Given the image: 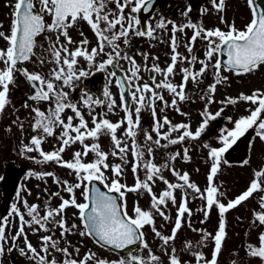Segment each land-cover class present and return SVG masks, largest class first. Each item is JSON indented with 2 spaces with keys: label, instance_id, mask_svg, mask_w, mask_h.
<instances>
[{
  "label": "snow or ice",
  "instance_id": "snow-or-ice-1",
  "mask_svg": "<svg viewBox=\"0 0 264 264\" xmlns=\"http://www.w3.org/2000/svg\"><path fill=\"white\" fill-rule=\"evenodd\" d=\"M246 3L252 16L250 22L243 29H237L234 23L228 24L227 31L219 28L205 29L202 24L191 21L189 18V13L192 11L191 5H188L186 10L181 13L187 22L177 23L161 17L153 26L142 15L151 13L154 7L153 0H15L13 5H6L12 8V13L9 32L6 34L4 31H0V39L6 44L4 48H0V64L3 65L0 68V113H3L10 103L8 99L10 85L14 86L15 73L19 72L33 89L23 107L30 110L32 114L31 129L33 133H36L31 137L29 144L21 148V152L38 153L41 159L35 160L37 164L54 163L70 170V174L75 175L76 182L61 181L52 171L39 173L30 171L28 176H34L38 180L52 177L53 182L60 185L62 190L69 194V198L65 199L61 196L60 191L50 193V198L58 197L61 203L55 208L49 204L44 215H40L38 205H29L27 200L21 197V191H25V189L18 190L17 201L22 205L24 211H21V207H18L17 203H13L8 214L0 217V257L5 254L6 250L9 253L17 250L20 256L27 257L33 264H58L55 257L49 259L52 256L50 250H54L62 253L65 257L62 264H163L162 257L154 254L149 243L144 239L143 229L145 226H150L155 237L162 242L161 253L168 255V264H182L176 255L175 247H171L170 252L168 249L170 242L175 241L178 232L185 225L191 228L190 219H186V214L188 218L193 215L192 210L188 207V190H191L205 202L202 208L197 209L204 216V219L200 221L201 224L208 219L213 207L217 209L219 216L218 230L214 235L206 230L192 229L201 234L197 248L202 249L208 244L213 246L210 259H207L203 251L199 250L193 252L194 259L196 264H218V257L222 252L223 242L226 238V213L249 200L254 193L264 192V186L259 180L260 177H264V170L256 171L254 173L256 178L250 182L249 187L227 204L222 203L219 199L224 196V193L214 185V177L217 175L224 153L228 152L250 129H253L256 136L264 141V92L257 90L251 95L241 93L237 98L226 97L220 101L225 106L243 101L255 107L247 109L250 113L247 116H242L234 121L232 117L227 118L233 127L222 129L219 137L221 147L210 148L209 157L212 163L207 176L208 186L204 192L196 184L190 182L187 173L181 174L174 168H169L168 163L157 166L151 157L154 146L167 148L168 145L180 144L189 139L197 140L205 132L209 122L221 116L224 107L212 114L206 106L200 113L202 122L194 132L190 130L187 123L173 125L167 116L159 118L156 109L157 102H159L163 105L160 107L161 112L165 108H174L181 115H186L177 106V100L184 101L186 99L184 86L181 84L178 91L177 86L169 79L175 74L178 63L187 62L194 66L198 62L201 65L198 71H193L191 67L181 68L184 81L195 80L203 76L211 67L215 82L209 86L207 104L215 102L212 97L217 85L228 81V76L222 73L244 75L264 66V0H246ZM211 4L213 10L218 13L223 11L224 0H219V3L217 0H211ZM208 11L207 8H201L202 15ZM48 18H50V22H48ZM80 22H85L97 38L96 46L90 50L86 47L89 44L86 38L82 39L74 50H70L68 47L75 43L69 36V29ZM221 23H227L222 16ZM168 25H171V63L165 69H161L158 64L148 67L149 55L136 53L143 58L146 71L160 74L163 79L156 82V76L153 75L149 77L152 81L151 84L148 82L136 83L141 79L139 75L141 67L134 56L125 51V48L129 46L133 36L157 39V30L167 29ZM185 29L192 30L193 33L184 44L190 58L177 51L180 45L176 34L179 32L186 35ZM46 33L54 34L55 39L52 40L51 36H46L49 45L43 49V52L47 55H38L35 51L38 47L37 37ZM80 35L83 36V32ZM197 40L205 42L206 45L205 58L201 60L192 54ZM220 55H226L227 59L221 60ZM101 56L106 58L97 62V58ZM152 59L158 60V57H152ZM30 61L39 63L41 66L45 64L54 66L47 74L29 72L26 68L19 66ZM81 61L87 64V69L77 67ZM121 61H126L130 67L123 75H118ZM109 67L112 68V71L108 72V83H112L111 78L115 77V84L120 90V105L116 104L107 87L103 91L104 99H93L87 94L82 95L79 102L69 99V92L65 89L72 88L74 81L89 76L92 69L97 72H105ZM158 90H167L173 97L171 101H166L162 91ZM125 93L128 95L126 96ZM28 101L37 104L48 102L49 107L47 111H43L39 107H33ZM78 104L89 109L91 126ZM94 106H106L109 113L113 112L114 108L120 107L124 116L117 122H111L109 119L103 118L102 115L98 119L97 115H92ZM67 110H70L74 115L67 116L65 121L63 114ZM142 110L150 112L153 125L151 132L145 130L144 141L140 144L136 137ZM74 120L78 122L74 123ZM13 124L23 131L22 122L14 120ZM125 125L124 139L118 138L117 131ZM165 126H167V131H162ZM57 128L61 129L57 136L59 146L46 153L42 150V143L45 138L55 136ZM151 133H155V139ZM172 133H179V135L172 138ZM101 136L110 138L112 144L110 152L101 149L98 143ZM87 140L93 142L88 144ZM129 140L131 145L128 143ZM162 140L167 143L161 144ZM77 143L82 146V151H75L71 160H64L63 153L66 149ZM203 147L209 148V145L204 144ZM129 151L133 157L131 171L135 178V183L131 187L121 183L124 173L122 165L129 163L127 158ZM89 153L93 154L94 159L91 162H84L83 158L87 157ZM109 156L118 158L122 163L109 165ZM180 156L181 153L177 152L168 159L175 161ZM182 159L185 161L189 159L187 148L183 151ZM165 168H168L172 176L179 182L172 183L165 179L162 175ZM109 169L112 173L110 177L105 174ZM141 172L143 173L142 177ZM157 180L162 181L166 186L159 196L152 190V186ZM97 184L102 185L106 191H101ZM76 190H80L83 202H78ZM177 190L183 193L179 202L175 196ZM145 192L151 198L149 210H144L137 204L133 208V215H129L126 204L127 194H143ZM193 198L195 199L196 196ZM169 203L176 206V218L171 234L163 235L155 226L154 214L169 221L170 217L164 211ZM70 207L77 210L73 216L80 221L79 225L76 223L68 225L65 210ZM260 207L264 209V196L260 197ZM25 216L29 219H26ZM11 217L18 218L19 226L15 228L14 234L9 236L6 229L13 227ZM252 226H264V211L254 212ZM26 228H29L33 234L40 231L52 234L40 237L38 251L28 240ZM55 228L60 229V238L64 239L68 246L71 244L66 240V236L78 233L81 237L96 238L100 247L109 246L112 250L129 249V251L125 258L109 261L97 257V254L91 251L86 252L83 257H79V248L77 247L74 248L77 258H72L68 247H60V240L54 239ZM21 238L23 247L17 243ZM258 240V246L251 243L245 244L244 251L246 256L259 258L264 264V232L260 233ZM185 244L186 247L182 249L183 251L192 250V244L188 242ZM131 246H135V249H131ZM135 250H147V255L134 254ZM231 264H237V261H232Z\"/></svg>",
  "mask_w": 264,
  "mask_h": 264
},
{
  "label": "flooded vegetation",
  "instance_id": "flooded-vegetation-1",
  "mask_svg": "<svg viewBox=\"0 0 264 264\" xmlns=\"http://www.w3.org/2000/svg\"><path fill=\"white\" fill-rule=\"evenodd\" d=\"M13 3H15V0H13ZM217 3H219V0H217ZM188 5H191L192 11L189 13V18L191 21L202 24L203 28L205 29H216L219 28L223 31H227L228 24H235V27L237 29H243L246 24H248L252 18L250 9L246 3V0H224V8L222 12H217L213 10L211 0H158L156 5L152 9L151 15L147 18V20L154 26L155 23L161 18L164 17L168 20L176 21L177 23H184L187 22L185 18L181 16V13L186 10V7ZM207 8L209 11L201 14V8ZM127 11V10H126ZM221 16L227 23H221ZM50 21V18H48V22ZM83 32V36L80 35V33ZM185 34L177 33V38L179 41V47L177 51L181 53L183 56L189 57L190 54L187 52L186 48L184 47V44L187 43L188 39L192 36V30L185 29ZM45 37L48 36V33L44 34ZM52 40L55 39V36L53 34H50ZM69 36L71 39L75 42L73 45H68L70 50H73L76 46L79 45V42L82 39H87L89 41V44L86 46L89 50L96 46L97 44V38L95 37L94 33L90 30V27L85 22H80L78 25L74 26L72 29H69ZM63 41V37L61 38ZM170 40H171V25H168L167 29L164 30H157V39H149L147 37H135L133 36L130 40L129 46L125 48V51L128 52V54L131 55V50L138 49L139 51H142L143 53H147L149 55L148 60V67H151L153 64H158L161 69H165L170 63V55H171V48H170ZM46 46L48 47V39L46 41ZM206 50L205 42L197 40V42L194 45L193 53L198 60L204 59V52ZM152 57H158V60H153ZM106 57H98L97 62H99L102 59H105ZM128 64L126 61H121L122 63ZM214 62V61H213ZM183 67H191L193 71H198L201 65L197 62L194 66L187 64V62L184 63H178L177 67L175 69V74L171 76L170 82H172L174 85H181L183 80V73L180 71ZM95 70V69H94ZM108 70L105 71V85L108 88ZM223 75L228 76V81L226 83H222L217 85L216 91L214 96L212 97L215 101L214 103L207 104V99L209 96V86H211L214 81L213 76V70L211 67L209 70L201 77H198L195 80L189 79L191 83V90L190 94L188 95L190 100L196 101L200 100V102L197 104V108H200L202 110H198L196 117H199V122H202V117L200 113L205 109L207 106V109L212 114H215L216 111H218L221 107H224V112L221 114L220 117H218L214 121H210L208 127L206 128L205 132L199 137L197 140H186L183 143L175 144V145H168L167 148H169V151H172L174 153H181L183 156V151L185 148L188 149V154L195 156L196 154H199L203 158H210L209 157V151L210 148H214L213 143L217 142L220 143L219 137L221 135L222 129L228 128L231 129L233 127V124L228 121V117H232L233 121L244 116V107L245 102L240 101L235 105H228L225 106L220 103V101H223L226 97L230 98H237L241 93L243 94H252L254 91L261 90L260 84L256 81L255 76H253V73L250 74H244V75H236L234 73H222ZM156 80H162L163 77L160 74L155 73ZM113 80L115 81L114 77ZM74 86V83H73ZM66 91L69 92V90H72L69 92V99L73 102H79L82 95L87 94L88 96H92L93 99H96V96L92 92H78L77 88H66ZM162 91V94L164 95L165 100H167L168 92L167 90H158ZM264 92V89L261 90ZM23 96L26 97V94ZM26 102V99L18 100L17 108H16V120L18 122H22L24 127L23 131L20 130V128H17V131L19 133L18 139L19 142H24L26 145L29 144V141L35 133H33L31 129V116L30 110L28 108H24L23 105ZM29 104L32 106H36L35 102L28 101ZM46 106L48 107V102H44ZM157 109L158 117L162 119L164 115H160L158 112L160 111V107L163 105L159 102ZM78 106L81 108V111L83 112L85 119L91 123V117L88 115L89 109L85 108L82 104H78ZM95 108L92 112V115H95ZM103 110H107L106 106H102ZM48 109V108H47ZM46 109V111H47ZM169 112L171 110H168ZM165 112V110L163 111ZM74 115L70 110H67L63 114V118L65 121L67 120V116ZM145 117V126L144 130L141 132V138L142 143L144 141V135L145 130L151 132L152 125H153V118L149 111L144 110ZM99 119V118H98ZM74 123H77L78 121L74 120ZM197 124H190V130L195 131V128ZM195 127V128H194ZM61 129L57 128L55 129L56 135L53 137H47L46 139V145L48 148V142H55L59 145V142L57 140V136L59 135ZM162 131H167V126ZM155 137V133H151ZM179 133H172V138H175ZM167 141L162 140L161 144H165ZM237 143V142H236ZM204 144H208L209 148L203 147ZM167 148H157L154 146V149H160L165 150ZM244 150V147L240 144L236 146L234 144L231 149H229L228 152L224 153L223 158L224 159H231V160H237L241 159V154ZM251 145L248 147V154L245 159V161H248L251 155ZM180 157H177V160ZM22 160V159H21ZM24 162V160H22ZM245 161L243 163H245ZM26 162H24L25 164ZM222 191V189L220 190ZM192 193V191H191Z\"/></svg>",
  "mask_w": 264,
  "mask_h": 264
},
{
  "label": "rangeland",
  "instance_id": "rangeland-1",
  "mask_svg": "<svg viewBox=\"0 0 264 264\" xmlns=\"http://www.w3.org/2000/svg\"><path fill=\"white\" fill-rule=\"evenodd\" d=\"M9 19H10L9 18V11L7 9V6L5 5V1L0 0V25H2V27H0V31H4L5 33H7L9 31V25H10ZM44 44H45V38L40 39V41H38V48L35 49V51L37 52L38 55H40V54L45 55V53L43 52V49H45ZM5 46H6V44L4 43V41L2 39H0V48H4ZM132 54H133V56H135L137 63L141 67V71L139 73L141 79L139 81H136V83L142 84V83H144L143 77L145 74V70L141 66V63H143V58L140 55H137L134 50H133ZM34 60H35V58H34ZM2 67H3V65L0 64V68H2ZM47 67H48V72H49L51 67H53V65L52 64H45V65L41 66L39 63L31 62L25 66V68L29 72H39L42 74L47 73ZM77 67L87 69V66L85 63L78 64ZM128 68L129 67H127L125 70L127 71ZM253 76L256 77L257 75L255 73H253ZM15 79L17 80V84L16 85L14 84V86L10 85V91H9V96H8L10 103L6 107V109L3 111L2 122L0 123V174L1 175L6 168L5 167L6 162L8 160H10L11 162L14 161V151L16 149V147L14 146V136H15L14 135V128L11 130H8L6 127H13V124L11 123V119L13 118V115H14L15 104L18 101V98L20 96L19 94H23L28 90L24 76H22L19 72H17V73H15ZM16 80H15V83H16ZM110 92H111V90H110ZM13 98H15V99L12 101ZM199 102H200V100H196V101H193V100L187 101L186 100V101H183L182 107L184 110L189 109L190 107H191V109H194L197 107V104ZM117 117L118 116L113 117L112 120H115ZM105 151H109V150L106 149ZM254 151H256V149ZM74 152H75L74 150H69V158L70 159H71ZM258 153H260V160H259L258 164L256 163V152H255L251 156L250 162L247 163L246 166H241V167H236V168H242L243 171L245 172V174H248L251 172L255 173L256 171H259V168L262 167V164L264 162V158H263L261 152L258 151ZM38 155L39 154L37 153V156ZM29 157L30 156L27 155L26 159H25L26 162L28 163L27 167L29 168V172L34 171V172L38 173L39 171H42L43 169H46V168L49 169L50 168L49 165L37 164L34 159H32V158L30 159ZM115 159H116L117 163H111L109 165L122 163L118 158H115ZM204 161H205V158L201 157L199 154H196L195 156L192 155L187 161H185L184 159L181 158L178 163L170 165L169 168H174L175 170L179 171L181 174L185 173L186 169H188L191 173V181L190 182L194 183V184H198V185L203 187L205 185L202 184L203 181L201 180V178L203 177V175L205 173V171L203 169L205 168L206 163ZM84 162H87V160H84ZM122 167L124 168V173H123V176L121 177V183L128 185V182L133 177V173H132L129 165H122ZM232 167H234V166H232ZM227 171H228L227 174H228L229 178L233 177L235 174H237L239 172V171H236L234 169H228ZM165 172L171 173L168 168H166ZM105 174L110 177L112 175L111 170L110 169L106 170ZM58 176L57 177L61 181L66 180L69 183H75L76 182V180H71L73 177H75V175L70 174V170H66L63 174H61V172L58 170ZM241 176H244V175H241ZM173 179H176V178L173 177ZM34 180H35L34 176L33 177L28 176L27 185H29V183H30V185H32V183H33L31 189L34 191L30 192V195H25L24 192L21 191V197L23 199H26L29 205H32V204L38 205L40 215H44L46 207L49 204L51 207L55 208L61 203V200L58 197H51L50 198L49 197L50 193L60 191L61 196H63L65 199L69 198V194L64 192L62 190V187L60 185H57L56 183H54L53 179H50V177H48V181L46 178H44L41 181H34ZM228 183L230 185L232 184L230 181H228ZM45 189H47V192H45ZM2 191H3V187L1 185V178H0V201L2 198ZM38 197H39V199H38ZM76 197H77L78 202H83V198H82V196H80V190H76ZM13 203H17L18 207H21V211L22 212L24 211L22 205L17 201V196L12 201V204ZM150 203H151L150 197H141L138 195H129V194H127V196H126V204H127V210L129 212V215H133V208L137 204L142 209L149 210ZM76 211H77L76 209H73L71 207L65 210V218L67 220L68 225H71L72 223L77 224L78 219L75 216H73V213ZM77 215H78V213H77ZM155 215L158 216V214H155ZM245 216L246 217L248 216V217L245 218ZM0 217H1V213H0ZM249 217L250 216L248 214H243V219H242L243 221L242 222L248 223ZM25 218L29 219L27 216H25ZM159 218H160L159 219L160 223L162 224L163 218H161V217H159ZM244 219H245V221H244ZM10 220L12 221L13 227L6 229V233L9 236L13 235L15 232V228L19 226L18 225V218L11 217ZM163 222L165 223V221H163ZM160 223H158L159 227L161 226ZM243 223H240L239 225H243ZM155 226H156L157 230L159 231L157 225H155ZM145 230L147 231L146 241L149 243L151 251L154 254H156L157 256L162 257L163 264H168V259H169L168 255H162V253H161L160 245L162 242L160 241V239L155 237L154 233L151 230V227H145ZM25 231L28 234V240L32 243V245L34 247L37 248L38 251L40 248V237L47 235V234H52V233H45L43 231H40L36 234H33L29 228H26ZM160 231L162 234L165 232H168V234H169V232H172V230L169 229L168 227H167V229L164 228V225L162 228H160ZM29 232H31V235L29 234ZM236 232H243L244 235H237ZM246 232H249L250 234L249 233L246 234ZM259 235H260V228L259 227L253 228L250 226H246L245 228H241L239 226V227L234 228L231 236L228 235V239L225 240V242H223L222 252L218 257V264H231L232 261H237V264H262V261L259 258H250V257L246 256L245 251H244V245L247 243H251L254 246L259 245V240H258ZM67 237L71 239V242H70L71 246H67L68 251L70 253H75L74 248L78 247L79 253H86L88 251H91V252H95L97 254V257L102 258V259H107L109 261H116V260L121 259V257L114 255L113 252L110 250H107V249L102 248V247H100V248L96 247L88 238L81 237L78 235V233L72 234V235H67L66 239H67ZM236 237H242L243 238L242 239V245L239 246L235 243ZM54 239L60 240V247H66L65 245H67V244L65 243L64 239L60 238V229L59 228L54 229ZM153 239H154V241H152ZM237 241H240V239L238 238ZM17 243L19 244L20 247L24 246L22 238ZM197 245H198V243L193 244L192 250H190V251H183L182 249L184 247H186V244L182 243L181 232L179 231L175 241L170 242V246H169L168 250L170 252L171 247H175L176 255H178L182 264H196L193 252L197 251V250L203 251L205 257L207 259H210L211 253L213 251V246L211 244H208L207 246L203 247L202 249H199V248H197ZM80 246H82L83 248H80ZM6 249H7V246H6ZM50 251H52V256H50L49 259H51L52 257H55L58 261V264H62L63 259H65L63 254L55 252L54 250H50ZM135 254L146 256L147 250H143V251L138 250ZM42 255H43V253H42ZM13 260H15L14 263L12 262ZM30 262H31V264H33V262L30 261L27 257L20 256V254L17 250H13L10 253L7 252V250H6L5 254L2 257H0V264H29Z\"/></svg>",
  "mask_w": 264,
  "mask_h": 264
},
{
  "label": "water",
  "instance_id": "water-1",
  "mask_svg": "<svg viewBox=\"0 0 264 264\" xmlns=\"http://www.w3.org/2000/svg\"><path fill=\"white\" fill-rule=\"evenodd\" d=\"M13 174L14 173H8L6 175V182L8 183L7 185L9 186L10 191H9V193H7L5 195V201L3 202V206H2V208H4V209H5V204L9 201L10 197L14 193V190L17 186L18 179ZM101 191H105V190L101 189ZM134 247L135 246H131V249ZM117 251H121L123 253H126L124 250H117Z\"/></svg>",
  "mask_w": 264,
  "mask_h": 264
}]
</instances>
